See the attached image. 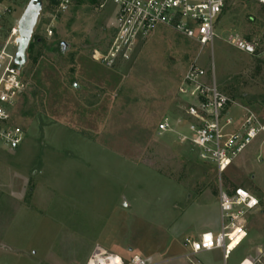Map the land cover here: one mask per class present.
Listing matches in <instances>:
<instances>
[{
	"label": "rangeland",
	"instance_id": "rangeland-1",
	"mask_svg": "<svg viewBox=\"0 0 264 264\" xmlns=\"http://www.w3.org/2000/svg\"><path fill=\"white\" fill-rule=\"evenodd\" d=\"M42 1L22 69L28 89L14 109L25 138L15 151L0 145V264H88L96 248L126 262L137 255L148 264H237L246 257L264 264L263 138L220 177L176 133L158 134L165 120L178 130L187 102L178 89L199 57L235 103L231 115L247 109L264 119V5L227 0L213 48L159 28L139 40L130 61L109 69L92 55L114 37L112 2L74 0L63 13L56 0ZM29 2L0 0L11 10L0 50L17 52L11 32ZM235 38L253 44L256 55L238 51ZM221 188H243L260 201L247 215L244 243L225 263L217 254L185 258L187 237L194 240L186 233L220 227Z\"/></svg>",
	"mask_w": 264,
	"mask_h": 264
},
{
	"label": "built area",
	"instance_id": "built-area-1",
	"mask_svg": "<svg viewBox=\"0 0 264 264\" xmlns=\"http://www.w3.org/2000/svg\"><path fill=\"white\" fill-rule=\"evenodd\" d=\"M74 0H56L60 12H67ZM116 9L115 34L104 52H94L92 59L106 68L114 69L131 60L140 39L159 28L172 29L201 48L212 47L216 39L215 24L223 13L227 0H110ZM264 5V0H255ZM0 5V33L4 20L10 14ZM13 46L17 47L18 28L11 32ZM235 48L247 55H256L253 44L235 38ZM6 45L0 50V145L15 151L25 138L22 128L14 122V109L28 86L22 70L15 64L16 53ZM264 55V52H263ZM200 58V57H199ZM199 58L185 71L179 94L187 99L178 121V130L168 121L158 127V134L176 133L183 144L197 149L200 158L214 163L222 177L260 138L264 142V119L244 109L239 116L231 115L235 103L223 94L216 82L214 69L211 76L199 63ZM259 199L243 188L231 194L221 188L219 208L221 231L215 235L204 233L197 240H187L191 256L222 250L228 259L232 251L233 235L239 246L246 238V218L259 208ZM88 264H148L135 255L128 262L123 258L96 248ZM191 264H201L200 262ZM243 264H254L246 261Z\"/></svg>",
	"mask_w": 264,
	"mask_h": 264
},
{
	"label": "water",
	"instance_id": "water-1",
	"mask_svg": "<svg viewBox=\"0 0 264 264\" xmlns=\"http://www.w3.org/2000/svg\"><path fill=\"white\" fill-rule=\"evenodd\" d=\"M42 8V0H30L18 23L19 39L17 40L15 64L18 66L19 70H22L28 61L27 50L31 43L34 29L36 27ZM66 51L67 45L65 43H62L61 53L65 54ZM75 87H77V84L75 85Z\"/></svg>",
	"mask_w": 264,
	"mask_h": 264
},
{
	"label": "crops",
	"instance_id": "crops-1",
	"mask_svg": "<svg viewBox=\"0 0 264 264\" xmlns=\"http://www.w3.org/2000/svg\"><path fill=\"white\" fill-rule=\"evenodd\" d=\"M215 204L217 205L216 207H217V210H218V217H219V219H220V222H221V215H220V208H219V196H218V199H217V201H215ZM257 210H258V208H257ZM256 210V211H257ZM255 212V211H254ZM251 213H253V212H251ZM250 214V213H249ZM246 222H247V218H246ZM248 224V223H247ZM247 224H246V227H247ZM221 231V223H220V227H219V223H217V224H214V223H210V224H207V225H203L202 227H200V228H197V229H195V230H192V231H190V233H184L186 236H192V238H194V240H197L198 238H200L201 236H202V234H204V233H208V232H211V233H213V234H215V235H217V234H219V232ZM246 233H247V228H246ZM183 234V235H184ZM184 237V236H183ZM247 237V236H246ZM188 238V240H190L191 239V237H187ZM237 238V237H236ZM235 238V239H236ZM246 239V238H245ZM245 239L242 241V243L239 245V246H237L233 251H232V253H231V255L228 257V259H225L224 258V253H223V251L222 250H215V251H213V252H210V253H206V255H218L219 256V260L220 261H223L224 263L225 262H227V261H229L231 258H232V256H234L236 253H237V251L240 249V247L242 246V244L244 243V241H245ZM116 255V254H115ZM118 256V255H117ZM135 256V255H134ZM192 258V256H191V254H190V256L189 255H186L185 256V258ZM122 258V257H121ZM123 259H124V257H123ZM125 260V259H124ZM156 261H158L157 263H159V262H163V263H165L164 261H161V260H159V259H157ZM246 261H249V262H252V263H254L255 264V261L253 260V258H251V257H246V258H244V259H242L241 261H239L237 264H243V263H245Z\"/></svg>",
	"mask_w": 264,
	"mask_h": 264
},
{
	"label": "bare ground",
	"instance_id": "bare-ground-1",
	"mask_svg": "<svg viewBox=\"0 0 264 264\" xmlns=\"http://www.w3.org/2000/svg\"><path fill=\"white\" fill-rule=\"evenodd\" d=\"M236 237H237V235H233L232 240H233L234 238H236Z\"/></svg>",
	"mask_w": 264,
	"mask_h": 264
},
{
	"label": "trees",
	"instance_id": "trees-1",
	"mask_svg": "<svg viewBox=\"0 0 264 264\" xmlns=\"http://www.w3.org/2000/svg\"><path fill=\"white\" fill-rule=\"evenodd\" d=\"M29 48H30V45H29ZM29 48H28V49H29ZM27 51H28V50H27Z\"/></svg>",
	"mask_w": 264,
	"mask_h": 264
}]
</instances>
